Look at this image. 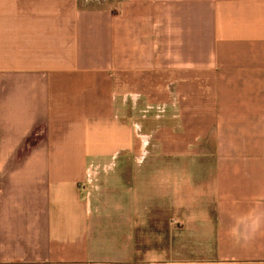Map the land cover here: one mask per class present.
<instances>
[{
    "label": "crops",
    "instance_id": "crops-1",
    "mask_svg": "<svg viewBox=\"0 0 264 264\" xmlns=\"http://www.w3.org/2000/svg\"><path fill=\"white\" fill-rule=\"evenodd\" d=\"M0 264H264V0H0Z\"/></svg>",
    "mask_w": 264,
    "mask_h": 264
},
{
    "label": "rangeland",
    "instance_id": "rangeland-1",
    "mask_svg": "<svg viewBox=\"0 0 264 264\" xmlns=\"http://www.w3.org/2000/svg\"><path fill=\"white\" fill-rule=\"evenodd\" d=\"M140 99H142V98H140ZM134 100V99H133ZM140 100H139V98L136 100V103L138 104V102H139ZM135 102L133 103V101H132V103H130V102H128V106H127V108H128V111L130 110V107L129 106H131V104H136ZM140 105H141V102H140ZM164 113H162V112H159V116H162ZM159 125H161V126H164L166 123V120H165V117H160L159 118ZM159 130L161 131L162 130V128H159ZM160 135H162L161 133H160Z\"/></svg>",
    "mask_w": 264,
    "mask_h": 264
}]
</instances>
